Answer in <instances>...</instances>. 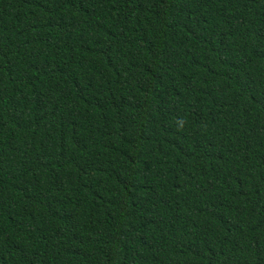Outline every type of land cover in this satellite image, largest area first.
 <instances>
[{
  "label": "trees",
  "instance_id": "trees-1",
  "mask_svg": "<svg viewBox=\"0 0 264 264\" xmlns=\"http://www.w3.org/2000/svg\"><path fill=\"white\" fill-rule=\"evenodd\" d=\"M0 264H264V0H0Z\"/></svg>",
  "mask_w": 264,
  "mask_h": 264
}]
</instances>
